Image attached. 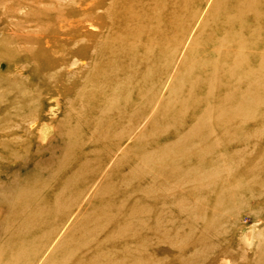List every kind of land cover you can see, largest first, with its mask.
Instances as JSON below:
<instances>
[{
  "label": "rangeland",
  "instance_id": "obj_1",
  "mask_svg": "<svg viewBox=\"0 0 264 264\" xmlns=\"http://www.w3.org/2000/svg\"><path fill=\"white\" fill-rule=\"evenodd\" d=\"M0 264H264V0H0Z\"/></svg>",
  "mask_w": 264,
  "mask_h": 264
},
{
  "label": "bare ground",
  "instance_id": "obj_2",
  "mask_svg": "<svg viewBox=\"0 0 264 264\" xmlns=\"http://www.w3.org/2000/svg\"><path fill=\"white\" fill-rule=\"evenodd\" d=\"M214 5H215V4H214ZM235 57H236V56H235ZM110 62H111V61H110ZM94 73H95V72H94ZM132 85H133V84H132ZM101 88H102V87H101ZM104 89H105V88H104ZM120 90H121V89H120ZM122 93H123V92H122ZM114 96H115V95H114ZM109 101H110V100H109ZM243 102H244V101H243ZM237 115H238V114H236V116H237ZM129 116H130V115H129ZM209 116H210V115H209ZM130 119H131V118H130ZM132 119H133V118H132ZM132 119H131V120H132ZM99 127H100V126H99ZM211 128H212V127H211ZM202 145H203V144H202ZM202 145H201V146H202ZM198 148H199V147H198ZM193 150H194V149H193ZM194 156H195V155H194ZM154 157H155V156H154ZM152 161H153V160H152ZM147 165H148V163H147ZM227 168H228V167H227ZM225 170H226V169H225ZM216 173H217V172H216ZM246 237H247V236H246ZM249 240H250V239H249ZM250 243H251V241H250Z\"/></svg>",
  "mask_w": 264,
  "mask_h": 264
}]
</instances>
